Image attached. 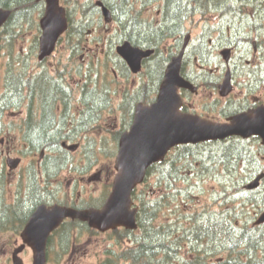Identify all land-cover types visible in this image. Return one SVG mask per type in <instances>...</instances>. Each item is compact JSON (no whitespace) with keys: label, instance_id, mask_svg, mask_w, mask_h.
<instances>
[{"label":"trees","instance_id":"trees-1","mask_svg":"<svg viewBox=\"0 0 264 264\" xmlns=\"http://www.w3.org/2000/svg\"><path fill=\"white\" fill-rule=\"evenodd\" d=\"M98 1H102L110 9L122 39H127L137 46L148 47H156L162 34L178 23L181 26L186 17L192 18L195 15L205 17L212 11H226L230 16L236 17L249 8L257 13L262 12L264 5V0H159L163 21L160 25L154 21L139 20L132 15V10H129L130 0ZM150 1L142 0V3L146 5ZM89 5L82 6L81 17L76 18V21L70 17L66 7L68 29L59 39V43L64 41L72 54L80 51L81 42L86 37L85 31L94 18V14L89 12L97 11L93 2ZM43 8V0H0V9L11 11L8 21L0 29V144L2 138L11 131L22 130L21 137L26 144L25 148L18 149V155L41 157L44 173L56 175L65 165L68 166L71 160V152L63 148L61 143L65 139H73L77 126L80 128L86 126L83 123V116L87 110L95 106L97 78L93 76L90 68L82 74L80 100L86 112L81 113V117H77L71 110L73 97L64 83L55 79L47 69L35 72L30 68L32 67L30 62H26L23 55L14 51V37L19 33L23 22L33 24L37 33H40L37 18L43 13ZM34 12L38 14V17L33 15ZM35 45L37 49L38 44L35 43ZM36 53L37 50L32 63L35 66H41L44 63L37 61ZM5 55H8L9 59L3 63ZM157 61L158 59L156 64ZM159 66L157 64V67ZM123 69L127 72L125 65ZM58 75L60 76L61 72H58ZM156 75L158 77L159 72ZM151 81L153 85L151 82L145 84L141 91L124 99L122 118L126 121L125 127L130 125L133 106L136 102L145 104L153 100V96H149L148 93L151 89L153 93L155 92L153 87L156 77L151 76ZM22 105L26 111L21 123L8 122L9 113ZM125 127L124 130L127 129ZM120 131L117 132V136ZM231 141L234 143L224 145L212 152L209 157V166L219 170L222 177L217 183L219 189L211 195V211L206 209L208 205L205 204L200 214L199 211L188 215L180 214L173 220L168 219L162 224H156L159 218L158 213L163 207L170 208L174 204L179 208L183 200H190L193 204H197L196 199L193 198L195 185L186 174L178 175L180 167L177 166L176 158L169 157L168 162L165 163L166 172L161 175L160 163L151 166L146 174V183L144 182L140 189H136L132 194L133 200L139 203L138 228L135 231L117 229L109 232L120 248L118 251L110 250L97 264H264V224L255 225V221L264 211V203L259 207L257 205L258 196L262 195L264 187L254 191L246 190V184L259 172L256 163L259 161L260 152L248 149L244 144L238 143L240 141L237 139ZM194 155L191 152L184 155L185 169L197 160ZM2 173L1 171L0 175H3ZM155 173H158L156 177L160 174L156 178V185L148 186L149 177ZM32 175L30 179L34 184V188L31 187L32 205L59 203L60 200L55 197L54 192L43 187L35 173ZM178 183L181 185H177ZM262 184L264 185V179ZM150 187L153 188L150 190ZM156 192L159 195L156 198H150V195ZM179 195L181 197H178ZM71 203L76 209L97 206L95 204L78 205L73 201ZM14 206L20 207L18 204ZM254 207H258V211ZM7 208L0 202V217L2 216L0 225H2L1 221L11 214H13L11 219L15 218L17 221L16 216L21 217L15 208H12L10 213H6ZM25 208L29 211V206ZM248 209L256 211L257 214H250ZM242 217H245L243 223H241ZM74 228L97 234L88 228L86 223L78 220L65 221L49 238L47 254L56 236L60 238L62 235V239L66 234L65 237L70 240L75 238L71 233ZM61 231L62 234H59Z\"/></svg>","mask_w":264,"mask_h":264},{"label":"rangeland","instance_id":"rangeland-1","mask_svg":"<svg viewBox=\"0 0 264 264\" xmlns=\"http://www.w3.org/2000/svg\"><path fill=\"white\" fill-rule=\"evenodd\" d=\"M95 1L96 0H60V3L65 8L68 7V14L76 21V18L81 17L80 12L82 6H90V2L95 4ZM64 4H66V6ZM160 6L161 1L159 0H151L146 5L142 3V0H130L129 10L131 9V14L138 17L139 20L148 19L155 21L160 17L158 15ZM248 10H246V12L251 13V8ZM261 11L262 12H258V16H255V18L259 24L263 25L264 5ZM89 14H94L95 19L93 18L85 31L86 37H84L85 39L83 38V42H81L80 51L77 54H72L70 51L71 49H69L63 41L57 45L53 55L41 66H35L32 63L34 54L38 49V47L36 49L35 43L38 44V37L40 36V33H37L33 24L23 22L22 27L19 29V33L14 37V51L23 55L26 62H30L32 65V67H30L31 69H34L35 72L47 69L55 79L62 81L66 88L70 90L73 97L71 110L75 112L77 117H81L82 114L86 112L85 106L80 100V87L83 84L82 74L87 68H90L93 72V76L97 78V95L95 106L87 110V113L83 116V123H85L86 126L84 127V125H82L84 128L77 126L73 139L71 142H68V144L77 145L75 150H71L72 159L68 166L65 165L56 175H47L44 173L45 170L41 165V157L37 155H26L24 157L18 155V149L25 148L26 144L20 132L11 131L6 137L2 138L0 144V171L4 172V175H0V200H2L0 202L8 207L6 213H10L12 208H15L19 215L24 218L16 216V218H18L17 221L15 218L11 219L13 217V214H11L8 218L5 216L4 218L6 219L1 221L0 264H6V257L11 258L10 250H12L13 247H15V249L19 248L21 245L20 233L29 217V215H27L29 211L25 207L32 203V199L30 201L29 186L27 185L29 183L28 173H35L40 184L54 192L55 197H58V200H60L59 203L67 202L66 205H73L71 203L73 201V203L78 205L101 204L108 196L116 174L114 167L119 138L129 128L128 126L125 127L126 121H123L122 118L124 114L122 103L125 98H129L130 95L137 91V89L134 88L136 84L133 86L130 80L133 79L144 86L150 82L152 84L151 76L153 78L155 76L156 82L153 87L155 92L160 84L161 73L159 77H157L156 70L150 71L144 69L138 81L137 78L129 76L123 69L124 63H121L120 57L115 52V47L123 40L119 29H117L116 22L111 19V21L105 23L100 12L96 10L89 12ZM220 14L223 15L224 12ZM33 15L38 17V14L35 12ZM39 18H37L38 21ZM211 18L218 20V15L214 14L213 17H200L196 15L192 19H187L184 25L190 28L193 34L199 36L200 30H202L205 23H207L206 20L208 21ZM250 20L253 21L252 19ZM225 25L231 26L232 23H225ZM186 35L184 34V36ZM83 46H86L87 50L82 49ZM8 59V55H5L2 62L5 63ZM167 63L168 61H165L162 65V69ZM58 72H61L60 76ZM61 76L62 79H60ZM148 95L153 96L152 89L149 91ZM203 98L204 95L200 94V92L193 97L196 102H199ZM9 115L10 116L7 117L8 122L21 123V120L25 116L23 105L17 110L12 111V113H9ZM122 126L127 129L124 130ZM119 130L121 131L119 132V136H117ZM243 141L244 142L238 143L260 152V158L256 164L258 166H264V150L260 149L259 140L248 139ZM229 143L226 141L203 144L193 146L192 148L180 146L171 152V159L176 158L177 166L180 167L178 175L186 174L187 177H190L192 184L195 185L196 190L193 192V198L196 199L197 204H193L190 200H183L179 208L174 204L170 208L163 207L158 213L159 218L156 224H162L168 219L173 220L177 217L176 215L180 214L188 215L194 211H199L198 213L200 214L205 204L208 205V208L206 207L208 211L212 210V205L210 203L211 195L212 192H216L219 189L217 183L222 177L219 170H208L207 164L209 165L210 161L207 159L211 157L212 152L219 150L221 146ZM188 152L194 153V158H197V160L193 161V163L185 169L186 164H184L183 160L185 159L184 155H187ZM17 157H21V159L15 168L10 169L8 164L6 166L7 161ZM259 163L261 164L259 165ZM159 168H161L160 171L162 170L161 175L166 172L165 161ZM96 173H99V175L90 179ZM156 174L158 173L149 177L148 186L156 185V178L160 176L159 174L156 177ZM181 183L177 185L180 186ZM152 188L153 187H150V190ZM137 189L139 190L140 188ZM263 194L264 191H262V195L258 198V207L264 203ZM158 195L157 192L152 193L150 198H156ZM178 197L181 196L179 195ZM178 200H181V198H178ZM134 202L137 206L139 205L138 202ZM49 203L54 204L52 202ZM15 204H19L20 207H15ZM10 206L14 207L11 208ZM258 207H254L256 211H258ZM24 210L28 212H23ZM256 211L248 209L250 214L256 215ZM245 217L241 218V223H243ZM0 218H2V216ZM8 220L10 222H7ZM241 223L239 221V224ZM71 233L75 236V238H71V240L65 237V234L62 239L61 235L60 238L56 236V239L52 241L51 247L49 246L50 256L49 253L47 254V258H51L47 261V264H97L110 250L118 251L120 248L119 244L112 239L109 233L94 234L86 232L85 229L79 230L76 228L71 230ZM59 234H62V231ZM4 244L11 245V248L7 251L8 253H4L6 250L3 246ZM19 256L23 264L32 263V251L30 249Z\"/></svg>","mask_w":264,"mask_h":264},{"label":"water","instance_id":"water-1","mask_svg":"<svg viewBox=\"0 0 264 264\" xmlns=\"http://www.w3.org/2000/svg\"><path fill=\"white\" fill-rule=\"evenodd\" d=\"M44 4L43 15L39 19V61L53 53L58 39L67 29L65 9L59 0H44ZM102 12L105 20H109V11L103 6ZM10 15V10L0 9V29ZM116 52L133 73L140 70L142 58L152 53L134 48L127 42L118 46ZM181 58L182 53L173 57L168 64L155 101L150 105L135 106L132 123L128 131L119 138L115 158L116 175L103 206L87 210L57 204L37 206L21 233L22 246L13 253V264H23L17 255L25 246L32 250V264H46L48 237L65 219L85 222L88 227L101 233L121 227L135 230L138 209L133 207L132 191L143 182L146 170L163 160L174 146L224 140L232 136H258L264 144V108L236 115L229 123L223 124L180 112L182 101L178 89H191L180 76ZM18 163L19 159L7 161L10 169L15 168ZM260 178L253 180L247 188H256ZM262 222L264 214L257 221Z\"/></svg>","mask_w":264,"mask_h":264},{"label":"flooded vegetation","instance_id":"flooded-vegetation-1","mask_svg":"<svg viewBox=\"0 0 264 264\" xmlns=\"http://www.w3.org/2000/svg\"><path fill=\"white\" fill-rule=\"evenodd\" d=\"M220 13L222 12L207 13L206 16L210 17L218 15V20L213 18L206 20L207 23L200 30L199 36L193 34L184 24L181 23L179 26L178 23L162 34L156 47L137 46L128 40L133 47L153 51L150 57L142 59V69L139 73L133 74L126 67L129 76L137 78L138 81L144 69L156 70V74L161 73V83L167 64L185 47L180 75L196 87L197 91L193 92L186 88L178 90L182 97V111L197 113L206 119L226 123L234 115L264 107V24H259L255 18L253 21L237 18L231 20L232 25L228 26L225 25L230 23L226 13L223 15ZM158 15L161 16L160 11ZM82 49L87 50L86 46ZM156 58L158 66L160 61L159 67ZM165 61L168 63L162 69ZM130 81L133 86L136 84L134 87L137 89L136 92L141 91L140 82L133 79ZM199 92L204 98L196 102L193 97ZM98 175L99 173H96L90 179ZM31 187L34 188L32 181L30 190ZM3 246L6 248L4 253H8L11 245ZM14 249L15 247L10 250L11 256ZM28 249L24 247L20 254ZM6 261V264H12L11 258L6 257Z\"/></svg>","mask_w":264,"mask_h":264},{"label":"bare ground","instance_id":"bare-ground-1","mask_svg":"<svg viewBox=\"0 0 264 264\" xmlns=\"http://www.w3.org/2000/svg\"><path fill=\"white\" fill-rule=\"evenodd\" d=\"M256 1V0H255ZM257 4V3H256ZM251 7V6H250ZM220 8H222V7H220ZM243 8V7H242ZM257 9V8H256ZM247 10V9H246ZM170 11V10H169ZM182 18V17H181ZM222 20V19H221ZM226 21V20H225ZM228 30V29H227ZM253 223V222H252Z\"/></svg>","mask_w":264,"mask_h":264}]
</instances>
